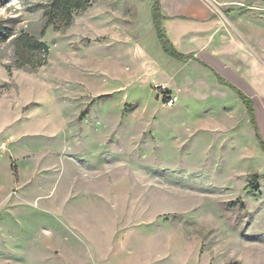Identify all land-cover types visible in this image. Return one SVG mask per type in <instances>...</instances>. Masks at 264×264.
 I'll return each mask as SVG.
<instances>
[{
    "label": "rangeland",
    "instance_id": "obj_1",
    "mask_svg": "<svg viewBox=\"0 0 264 264\" xmlns=\"http://www.w3.org/2000/svg\"><path fill=\"white\" fill-rule=\"evenodd\" d=\"M198 1L237 23L223 47L252 97L165 54L151 0H92L43 35L50 0H0V264H264V151L214 74L264 102V0ZM21 33L44 65L19 66Z\"/></svg>",
    "mask_w": 264,
    "mask_h": 264
},
{
    "label": "crops",
    "instance_id": "obj_2",
    "mask_svg": "<svg viewBox=\"0 0 264 264\" xmlns=\"http://www.w3.org/2000/svg\"><path fill=\"white\" fill-rule=\"evenodd\" d=\"M178 10L175 9L172 14L164 13L165 16L174 18L163 21L166 34L174 45L178 46L179 43V46L182 47L184 52H193L200 61L213 68L220 75L230 80L252 97L254 89L244 84L239 76V74H245L243 68L240 66L241 70L238 71L237 59L229 50L227 51L223 47L226 42H233L230 36L237 34V23H231L234 27L233 30L227 28L222 32L221 26L223 21L217 17H211L212 10L210 7L198 0ZM177 16L184 18H177ZM219 33H221V36L217 38ZM252 68L253 70L246 71V74L251 76L253 82H255L256 79L254 76L256 75V77H259L262 74L259 70V66L255 62H252ZM237 79H239L240 82H237ZM256 84L259 85V83ZM201 85L202 86H199L201 90H203L204 87L206 89L204 94L215 91L219 96V91L221 89L218 85L209 84L210 87L206 84ZM211 96L212 95H208L206 99L211 98ZM253 103L255 106L256 123L261 136L264 138V102L260 103L257 101L256 103L255 100H253ZM64 262L65 264H82V261L79 259H73L72 262L67 259V263L66 261Z\"/></svg>",
    "mask_w": 264,
    "mask_h": 264
},
{
    "label": "trees",
    "instance_id": "obj_3",
    "mask_svg": "<svg viewBox=\"0 0 264 264\" xmlns=\"http://www.w3.org/2000/svg\"><path fill=\"white\" fill-rule=\"evenodd\" d=\"M91 5L92 0H50L45 11L46 22L40 34L43 35L45 28L55 23L56 21L61 22L63 25H70L73 20V14L75 12L83 11ZM150 14L156 37L161 46V49L165 54L178 61H185L193 58L196 59L193 53L185 54L178 51L176 47L172 44L171 40L168 38L166 31L163 27V21L166 20L168 17L162 14L160 0H151ZM5 30L6 29H4L0 25V35ZM17 40L20 48L22 50H25L30 55L29 59L19 62V66H29L30 68H37L46 63L48 47L43 41L27 33H21L17 37ZM214 74L216 75L218 82L233 90L236 96L240 99L241 103L244 105L249 117V121L253 127L258 144L261 150L264 151V141L256 123L252 99L234 84L230 83L229 81L218 75L215 71ZM256 181L257 175L253 174L252 180L248 184L250 186H253Z\"/></svg>",
    "mask_w": 264,
    "mask_h": 264
}]
</instances>
